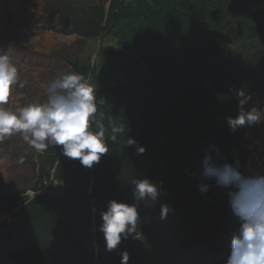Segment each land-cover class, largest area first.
I'll return each mask as SVG.
<instances>
[{"label":"trees","instance_id":"trees-1","mask_svg":"<svg viewBox=\"0 0 264 264\" xmlns=\"http://www.w3.org/2000/svg\"><path fill=\"white\" fill-rule=\"evenodd\" d=\"M106 2L45 0L48 21L57 15L65 33L99 39L93 63H68L97 85L104 100L97 118L103 113L106 128L115 121L125 132L90 169L59 148L37 154L34 198L0 194V215L11 217L0 223V264H120L123 250L128 264H224L240 221L225 189L209 182L201 195L188 173L198 171L209 145L220 149L218 163L245 157V127L233 133L225 117L237 114V90L264 89V0ZM223 40L237 48L220 70L205 61L220 57ZM127 135L143 154L122 148ZM133 178L161 185L162 194L138 207L144 240L128 238L106 252L99 212L111 199L132 203ZM163 203L174 211L161 220Z\"/></svg>","mask_w":264,"mask_h":264},{"label":"clouds","instance_id":"clouds-1","mask_svg":"<svg viewBox=\"0 0 264 264\" xmlns=\"http://www.w3.org/2000/svg\"><path fill=\"white\" fill-rule=\"evenodd\" d=\"M27 84L14 58L8 52L0 53V143L18 135L38 153L43 154L49 147L59 148L61 155L78 160L90 169L109 154V140L118 143L120 134L125 132L124 125L115 121L110 122V129L106 128L103 113L97 118L98 105L104 100L97 98V85L81 73L58 71L45 86V100L16 106L17 89H24ZM235 99L237 114L225 117L231 132L264 123V109L255 105L245 108L252 97L244 89L235 92ZM108 131L110 135L106 137ZM126 146H135L138 155L145 152V148L128 135L122 148ZM218 159H224L220 149L209 145L200 159L198 171L188 174L196 177L201 195L210 190L209 182L225 189L228 207L240 221L231 237L224 264H264V173L246 175L240 171L239 160L218 163ZM131 186L132 203L111 199L106 209L99 212L98 230L103 235L106 252L116 250L121 241L128 238L144 240L138 227L141 223L138 207L145 201L154 204L162 194L161 185L148 178H133ZM29 194L34 198L37 193ZM92 211H96L95 207ZM173 211L167 203L161 204L160 219H166ZM119 254L120 264H128V251Z\"/></svg>","mask_w":264,"mask_h":264},{"label":"rangeland","instance_id":"rangeland-1","mask_svg":"<svg viewBox=\"0 0 264 264\" xmlns=\"http://www.w3.org/2000/svg\"><path fill=\"white\" fill-rule=\"evenodd\" d=\"M75 1L84 6L87 0ZM49 16L45 0H0V53L8 52L17 62L21 78L28 81L24 89H17L16 106L45 100V86L57 72L72 71L68 60L90 63L95 60L99 39L84 40L75 34L65 33L62 24L58 23V16L52 15L48 21ZM105 44L115 45V40L108 39ZM236 48V45L223 40L218 51L220 57L207 58L205 62L224 70L227 67L224 59L235 56ZM251 97L246 109L253 105L264 109V89L253 92ZM240 142L245 151L240 171L246 175L264 173V123L245 126ZM37 154L18 135L0 143L1 195L9 191H24L29 196V193H34ZM10 219L7 214L0 215V223Z\"/></svg>","mask_w":264,"mask_h":264}]
</instances>
